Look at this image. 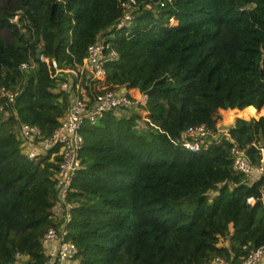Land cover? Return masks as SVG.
<instances>
[{
    "label": "trees",
    "instance_id": "obj_1",
    "mask_svg": "<svg viewBox=\"0 0 264 264\" xmlns=\"http://www.w3.org/2000/svg\"><path fill=\"white\" fill-rule=\"evenodd\" d=\"M137 1L128 34L111 37L118 58L106 64L107 78L146 93L159 129L113 111L84 126L68 194L74 264H204L217 256L241 264L264 245V175L251 182L233 168L228 137L199 151L169 138L200 124L216 131L218 110L232 122L259 116L228 128L258 162L251 143L264 142V0ZM16 13L18 24L10 22ZM121 15L118 0H0V87L19 91L13 102L0 98V264H46L41 238L55 224L60 157L22 153L12 113L44 136L64 114L68 95L38 55L80 62Z\"/></svg>",
    "mask_w": 264,
    "mask_h": 264
},
{
    "label": "built area",
    "instance_id": "obj_2",
    "mask_svg": "<svg viewBox=\"0 0 264 264\" xmlns=\"http://www.w3.org/2000/svg\"><path fill=\"white\" fill-rule=\"evenodd\" d=\"M172 0H161L160 5L171 3ZM122 15L107 32L101 31L86 50L80 62L73 65L60 64L50 54L40 52L39 61L44 63L49 77L56 82V90L68 95V103L58 126L49 136H44L35 125L22 122L16 118V133L21 140V151L29 158H37L52 151L51 156H59L58 171L55 183V203L52 207V219L55 224L45 231L41 244L46 256V264H74L77 247L67 240V225L71 220L73 205L68 200L69 188L77 171L81 168L80 153L84 146L83 128L87 124H95L107 112L137 114L135 122L138 128L156 127L150 120L147 108L148 96L136 87L124 83H112L107 78L106 64L118 58V52L113 46L111 37L117 31L128 29L134 21V13L140 11L137 0H118ZM144 8H151V3H145ZM16 13L10 22L18 24ZM169 25H176L177 20L171 16ZM26 69V63L20 65ZM18 90L0 87V98L13 102ZM2 106L0 107V109ZM10 114V112H8ZM217 128V127H216ZM222 137H228L231 142L230 153L233 168L254 181L264 175V142L251 143L259 154L258 162H253L229 137L228 128L219 131L211 130L204 124L190 126L182 130L176 139L169 138L173 145L181 146L189 151L205 150L210 144H215ZM252 202L253 199H248ZM249 249V245L244 246ZM264 256V245L250 250L241 264H257ZM204 264H233L222 257H214Z\"/></svg>",
    "mask_w": 264,
    "mask_h": 264
},
{
    "label": "rangeland",
    "instance_id": "obj_3",
    "mask_svg": "<svg viewBox=\"0 0 264 264\" xmlns=\"http://www.w3.org/2000/svg\"><path fill=\"white\" fill-rule=\"evenodd\" d=\"M227 111L226 110H218L215 114H214V116H215V123H216V127H217V129L219 130V131H222L223 129H227V128H229L230 127V125L232 126L233 124H234V122L236 121V119H238V118H244V119H252V118H258L259 116H257V117H241V116H236L235 118H234V120H233V122L232 121H229V120H227L228 118H227ZM262 115V114H261ZM260 115V116H261ZM218 117L219 118H222L221 120L223 121L221 124H219L218 123V121H217V119H218ZM226 119V121H224ZM232 122V123H231ZM262 262H264V256L260 259V261L257 263V264H260V263H262Z\"/></svg>",
    "mask_w": 264,
    "mask_h": 264
},
{
    "label": "crops",
    "instance_id": "obj_4",
    "mask_svg": "<svg viewBox=\"0 0 264 264\" xmlns=\"http://www.w3.org/2000/svg\"><path fill=\"white\" fill-rule=\"evenodd\" d=\"M231 126V125H230ZM260 264H264V262L260 263Z\"/></svg>",
    "mask_w": 264,
    "mask_h": 264
}]
</instances>
